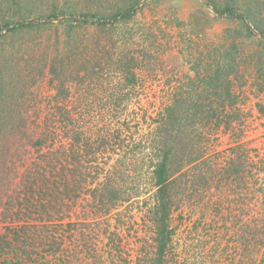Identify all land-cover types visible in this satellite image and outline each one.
I'll use <instances>...</instances> for the list:
<instances>
[{"label":"rangeland","instance_id":"1","mask_svg":"<svg viewBox=\"0 0 264 264\" xmlns=\"http://www.w3.org/2000/svg\"><path fill=\"white\" fill-rule=\"evenodd\" d=\"M212 1L220 8L231 6L237 13L245 14L246 19H232L219 15L206 4L205 0H0V25L7 21L34 20L31 26L14 32L2 31L0 36V84L3 78L4 81L16 86L13 91L14 101L6 104L1 99L0 109L11 107L16 115L23 112L26 119L14 118L12 123L16 125L25 123L28 133L33 135L35 129L49 130L55 123L57 126L60 125L56 113L63 106L68 109L71 118L72 116L77 118L84 130L89 131L90 137H94L97 130L107 136V147L91 153L94 160L103 168L101 170L98 168L101 172L98 170L99 174L94 179L93 186L104 180L109 165H114L115 169L122 168L120 160L127 156L129 161L133 155V159L135 158L133 163L127 162L129 164L127 170L133 178L127 181L135 183L138 179L136 188L140 195L130 204L125 203L113 210V214L108 218L109 226L105 225L114 236H122V243L126 241V246L127 244L129 248L132 246V251L128 254H131L133 259L139 253L142 244L150 248L151 243L153 245V231L147 227L148 221L143 217L151 206L152 200L149 197L155 189L152 171L156 162L161 159L153 143L155 129L159 126L158 119L164 114L167 115L172 104H176L174 111L178 113L179 100L185 99L182 102L184 108L185 106L190 108L197 102V92L212 91L200 87L201 83L197 81L194 66L199 65L200 79H203L201 75L208 78L216 72L225 74L223 81L226 83L229 81V91L233 99L232 105L226 108L230 118L226 117L219 126L212 127L207 123L210 127L205 125V128H210L209 131L203 129L205 134L208 132L209 137L205 142L204 152L210 157L211 162L224 166L226 163L236 162L238 157L244 160L249 157L251 162L247 165L245 160V171L242 169L249 177L246 168L258 159L255 149L261 148L264 157V35L260 32L264 31L262 7L264 0ZM133 5H136V12L131 17L110 25L65 21L78 19L83 13L108 16ZM51 14L56 18L50 22L39 20ZM71 16L75 18H70ZM246 24L255 34L248 33ZM74 45L84 47L88 55L93 56L90 57L91 62H86L89 69L92 64V67L97 64L95 63L97 60L104 64L103 69L106 70L102 71V75L86 77L83 81L81 77L85 68L78 67L77 62L72 64L78 74L65 76V81L61 80L63 84L59 90L56 88L59 80L52 79L47 68L43 76L31 83L41 69L42 54L48 52L54 56L58 49L66 52ZM108 60L114 66L105 64ZM123 64H128L125 73L120 68ZM191 79L196 80L200 86L193 85ZM62 87L68 89H64L66 97L63 98L60 97L63 96L62 93L60 95L58 93ZM80 113L82 117L78 118ZM186 129L188 130V127ZM119 131L122 132L121 140ZM175 131L173 130V133ZM190 134L194 135L192 132ZM175 137L176 150L184 146L187 150L182 151L183 153L173 152V155H186L194 140L187 135ZM61 139L63 144L69 141L68 138ZM49 141L40 147V152L56 153L60 141ZM21 142L27 144L25 149L30 144L27 138L23 140L19 137V146L14 150L16 151L14 155L18 158L17 163L22 160L23 166L25 155L31 161L37 157L38 152L35 148H29V152L24 153ZM236 145L238 149L232 150ZM245 148H248L246 152L243 151ZM5 162L9 173L6 169L3 172L8 178L11 176V181L0 178L1 199H4V193L8 191L11 198L14 196L12 192L19 180V177H16L18 170L15 168L20 167V172L23 170L21 166H16V161L12 163L9 157H6ZM251 170L254 177L258 178L251 184L264 186V168L260 171L252 167ZM250 180L248 179L249 182ZM74 187L76 189L72 192L78 194L79 206L73 204L71 199L70 207L63 206L52 214V222L58 220L65 228L66 226L68 229L71 228V232L73 227L70 226V222L80 218L79 214L83 212L88 196L84 193L87 192V186L75 184ZM233 187L237 188L238 184L234 183ZM241 192L245 193L244 190ZM256 192L254 190V194ZM84 196L86 199L83 201ZM189 197L190 193H184L177 199L179 209L174 210L172 214L174 217L180 210L186 209L191 212ZM146 198L147 202L143 203ZM203 202L205 200L201 201ZM229 207L234 212H229L227 223L245 225V217L241 210L242 200L230 202ZM4 216L0 208V232L4 231V226L9 221L4 220ZM211 216L208 215L207 219ZM35 218L39 220L40 216L35 214ZM83 229L85 231L77 232L75 236L71 233V237L78 239L87 247L93 239L87 243V230ZM52 231L51 229L50 234ZM99 232L94 238L105 244L106 237ZM229 235L233 236L232 230L227 233L222 231L219 243L221 247L232 244L225 241ZM63 238L68 239L67 236ZM191 238L196 236L184 239L183 246ZM69 245L73 248V243ZM96 250L98 254L106 253L103 246H96ZM194 250L202 251L207 261L212 263L209 256L211 250L208 248ZM225 250L226 253L231 251L228 246ZM222 258L223 264L233 263L228 253L223 254ZM241 258L246 259L244 256Z\"/></svg>","mask_w":264,"mask_h":264},{"label":"trees","instance_id":"2","mask_svg":"<svg viewBox=\"0 0 264 264\" xmlns=\"http://www.w3.org/2000/svg\"><path fill=\"white\" fill-rule=\"evenodd\" d=\"M205 1L220 15L232 19H246L245 14L237 13L231 6L220 8L212 0ZM135 7L136 5H133L108 16H93L83 13L78 19L65 21L110 25L131 17L136 12ZM262 7L264 8L263 5ZM53 15L41 17L39 20L44 19L45 22H50L56 18ZM70 18H75V16ZM33 23L34 20L26 21L25 19L7 21L0 25V36L2 31H19ZM245 27L249 34H255L249 25L246 24ZM260 32L264 35V31ZM88 54L85 48L80 45L70 46L66 52H61L58 49L54 56L48 52L42 54L41 69L38 70L37 76H34L35 79L31 83L33 84V81L43 76L47 68L52 79L59 80L56 85L59 90L63 84L62 81H65V76L78 74L77 70L73 68V64L77 62H79L78 67L85 68L81 77L83 81L86 77L102 75V71L106 70L103 69L104 64L97 60L95 62L97 64L94 67L92 64L89 69L86 62H91L90 57L93 58V56ZM197 63L199 64V62ZM105 64L112 65L113 63L108 60ZM126 65L128 64L120 66L124 73L128 67ZM193 70L196 72L197 81L201 83V86L196 80L191 79L193 85L200 86L202 89H212V91L197 92V102L190 108L187 106L184 108L182 102L185 99L179 100L178 113L174 111L176 104H172L167 115L164 114L159 118L160 120L158 119L159 126L155 129L153 143L157 147L161 159L156 162L152 171L155 189L149 197L152 200L151 206L143 217L149 222H146L147 227L153 231V235L151 234L153 245L151 243L150 248V246L142 244L134 259L130 256L131 254H128L132 251V246L129 248L128 244L126 246V241L122 243V236H114L111 234L112 231L105 228L109 226L108 218L113 214V210L125 203L130 204L140 195L136 188L138 179L135 183L127 181V179L133 178L127 170L129 167L127 162L133 163L135 160L133 155L129 161L127 156L124 160H120L122 168L115 169L114 165H109L104 180L93 186L92 183L99 174L98 170L103 168L99 166V162L94 160L91 153L96 149L107 147V136L105 137L102 132L97 130L94 137H90L89 131L84 130L82 123L77 118L75 119L73 116L71 118L68 109L63 106L56 113V119L61 122V126H57L55 123L49 130L35 129L33 135L28 133L25 123L22 122L21 125L12 123L14 118L25 120L23 112L16 115L11 107L0 109V168L3 167L0 171L2 172L0 178L11 181V176L8 178V175L3 172L6 169V172L9 173L8 167L4 164L6 157H9L12 163L16 161V166L22 164V160L17 163L18 158L14 155L15 148L19 146V137L23 140L27 138L28 144H30L25 149L27 144L20 143L24 147V153L25 151L29 152V148H35L38 152L37 157L31 161L25 155L24 164L21 166L22 172L19 171L20 167L15 168L18 170L16 177H19V180H17L16 189L12 192V196L13 193L14 196L11 198L8 191L4 193V199L0 198V208L5 215L4 220L9 219L4 226V231L0 232V264H210L204 253L195 251L194 248L211 250L209 254L212 258L211 264H223L222 256L227 253L234 264H264V186L251 184L258 180L254 177L251 168L260 171L264 168L263 152H261V148L255 149L258 159L246 168L249 177L243 173L245 162L247 165L251 162L249 157L245 159L246 161L238 157L236 162L226 163L224 166L211 162L210 157L204 152L205 142L209 137H207L208 132L205 134L203 129L205 125H208L207 123H210L209 125L212 127L219 126L226 117L230 118L226 108L232 105L233 99L229 91V81L227 83L223 81L225 74L216 72L208 78L201 75L203 79H200L199 65L194 66ZM68 77L66 78L68 79ZM8 86L10 87L7 88ZM15 87L11 82H6L2 78L0 101L3 99L6 104L13 102ZM62 88V91H58L59 95L61 93L63 95L60 96L61 98L66 97L64 89L68 90ZM7 89H12V91L9 92ZM81 115L80 113L78 118L82 117ZM205 129L210 130L207 127ZM173 130L176 131L173 133ZM190 132L194 135H191ZM119 133L120 138L122 132L119 131ZM184 133L194 142L192 141L186 155H173V152L187 150L185 146L176 150L174 141L175 136H186ZM61 137L68 138L69 141L63 144ZM48 140H50L49 142L60 141L56 153L55 151L40 152V147ZM238 145L234 146L232 150L238 149ZM247 150L248 148L243 149L244 152ZM100 170L99 172H101ZM4 173L6 176L3 175ZM248 179H251L250 182ZM234 183L238 184L237 188L233 187ZM75 184L87 186V192L84 193L88 196L87 199L86 196L82 198L83 201L86 199V202L83 212L79 214L80 218L70 222V226L73 227L71 232V228L68 229V226L65 228V225L58 220L52 222V214L53 211L63 208V206L70 207L71 199L73 204L79 206L77 200L79 196L72 192L76 189ZM240 190H244L245 193ZM254 190L257 191L255 194ZM184 193H190L188 200L191 212L186 209L180 210L174 217L172 215L174 210L179 209L177 208L179 206L177 199L181 198ZM147 200V198L144 199L143 203H146ZM203 200L205 202L201 203ZM234 200H242L241 210L245 217L243 226L238 223H227L229 212H234L229 207L230 202ZM117 213L119 214L120 210ZM35 214L40 216L39 220H36ZM208 215H212L210 219H207ZM83 228L87 230V243L93 239V242L87 247L78 239L71 237V233L75 236L77 232L85 231ZM51 229L53 230L52 234H50ZM229 230H232L233 236L229 235L225 241L232 242V244H227L231 251L226 253L227 246L221 247L219 243L222 231L227 233ZM98 232L106 237L105 244L101 243L98 238H94ZM64 236H67L68 239L65 240ZM194 236L196 238L189 239V242L183 246L184 239ZM72 243L73 248L69 245ZM207 244L210 246L208 247ZM238 244L239 248H237ZM96 246H103L106 253H96ZM85 248L88 252L84 251ZM242 256L246 259L241 258Z\"/></svg>","mask_w":264,"mask_h":264},{"label":"water","instance_id":"3","mask_svg":"<svg viewBox=\"0 0 264 264\" xmlns=\"http://www.w3.org/2000/svg\"><path fill=\"white\" fill-rule=\"evenodd\" d=\"M220 15V14H219Z\"/></svg>","mask_w":264,"mask_h":264}]
</instances>
